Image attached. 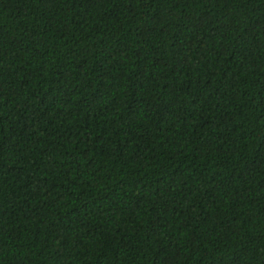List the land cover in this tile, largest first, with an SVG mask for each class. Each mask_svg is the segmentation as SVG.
<instances>
[{"label":"trees","instance_id":"16d2710c","mask_svg":"<svg viewBox=\"0 0 264 264\" xmlns=\"http://www.w3.org/2000/svg\"><path fill=\"white\" fill-rule=\"evenodd\" d=\"M0 264H264V0H0Z\"/></svg>","mask_w":264,"mask_h":264}]
</instances>
